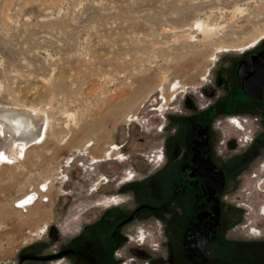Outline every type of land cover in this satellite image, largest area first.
I'll use <instances>...</instances> for the list:
<instances>
[{"label":"rangeland","instance_id":"obj_1","mask_svg":"<svg viewBox=\"0 0 264 264\" xmlns=\"http://www.w3.org/2000/svg\"><path fill=\"white\" fill-rule=\"evenodd\" d=\"M263 44L264 0H0V111L47 119L45 139L0 169V264L67 246L106 207L159 206L158 154L172 158L203 112L221 155L241 161L242 132L221 111L233 64ZM263 163H242L228 194L229 246L191 259L186 233L166 242L150 211L146 244L128 242L123 262L264 264V216L249 207L264 201ZM48 259L24 264H81Z\"/></svg>","mask_w":264,"mask_h":264},{"label":"flooded vegetation","instance_id":"obj_2","mask_svg":"<svg viewBox=\"0 0 264 264\" xmlns=\"http://www.w3.org/2000/svg\"><path fill=\"white\" fill-rule=\"evenodd\" d=\"M228 89L223 106L229 107H222V114L247 117L256 125L255 139L243 151L241 161L221 155L213 120L209 112H203L192 125L193 133L184 135L177 142L174 156L164 155L160 169L166 191H162L164 201L159 206L141 203L124 215H121L122 208H115L116 205L106 207L109 210L84 226L79 236L67 246L45 255L25 256L20 264L45 262L51 256L73 258L81 264H127L119 251L130 241L146 244L149 230L145 226L149 227V224L140 219L152 217L147 214L150 211L163 224L166 242L176 245L186 233L185 244L191 251L188 252L191 259H196L207 247L229 246L230 242L223 241V237L237 208L230 204L228 194L239 183L242 163H250L264 153V44L233 64ZM137 221L142 223L139 227L133 225ZM140 231L148 236L144 244L145 237L137 241L141 237L138 236ZM88 255L91 259L87 262L85 257Z\"/></svg>","mask_w":264,"mask_h":264},{"label":"bare ground","instance_id":"obj_3","mask_svg":"<svg viewBox=\"0 0 264 264\" xmlns=\"http://www.w3.org/2000/svg\"><path fill=\"white\" fill-rule=\"evenodd\" d=\"M233 122L231 121L232 124ZM46 130L47 119L44 118V112L3 108L0 111V169L2 165L12 163L25 156L28 149L42 142L46 137ZM163 158L161 151L158 154V160L161 161ZM262 168L264 173V163ZM260 189L264 191V182ZM140 236L141 240L146 238V234L142 231H140Z\"/></svg>","mask_w":264,"mask_h":264},{"label":"built area","instance_id":"obj_4","mask_svg":"<svg viewBox=\"0 0 264 264\" xmlns=\"http://www.w3.org/2000/svg\"><path fill=\"white\" fill-rule=\"evenodd\" d=\"M228 120L232 122L234 121L235 123L233 122V124H235L242 132L241 135L237 137L238 143L244 147L251 145L255 139L256 128L253 125L254 123L250 122L247 117H240L238 115H232L228 118ZM23 205H26V201Z\"/></svg>","mask_w":264,"mask_h":264},{"label":"crops","instance_id":"obj_5","mask_svg":"<svg viewBox=\"0 0 264 264\" xmlns=\"http://www.w3.org/2000/svg\"><path fill=\"white\" fill-rule=\"evenodd\" d=\"M230 116H232V115H229V117H230ZM228 122H229L230 124H232L230 120H228ZM232 125H233V124H232ZM233 126H235V125H233ZM235 127H236V126H235ZM236 128H237V127H236ZM238 129H239V128H238ZM163 160H164V159H163ZM163 160H162V162H161L160 164L163 163ZM160 164H159V165H160ZM262 165H263V164H261V166L259 167V172H260V173H261V172L263 173ZM258 176H259V174H257V175H253V176H251V179H252V180H255L254 178H257ZM258 178H259V177H258ZM249 207L251 208L252 213L255 212V210H256L255 207H257L259 214L262 215V216H264V210L262 211V209H264V201H258L257 204H256L254 207L251 206V205H249ZM249 232H250V233H260L261 231H260L257 227L249 226ZM138 233L140 234V232H138ZM144 233H145V232H144ZM138 236H139V235H138ZM147 237H148V236L146 235V238H145L143 244L146 242ZM137 241H140V240H137Z\"/></svg>","mask_w":264,"mask_h":264},{"label":"water","instance_id":"obj_6","mask_svg":"<svg viewBox=\"0 0 264 264\" xmlns=\"http://www.w3.org/2000/svg\"><path fill=\"white\" fill-rule=\"evenodd\" d=\"M254 74H257V73H254ZM51 257H56V256H51ZM50 258V257H49Z\"/></svg>","mask_w":264,"mask_h":264}]
</instances>
